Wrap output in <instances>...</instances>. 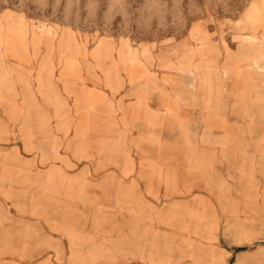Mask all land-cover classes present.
Returning a JSON list of instances; mask_svg holds the SVG:
<instances>
[{
    "label": "rangeland",
    "instance_id": "obj_1",
    "mask_svg": "<svg viewBox=\"0 0 264 264\" xmlns=\"http://www.w3.org/2000/svg\"><path fill=\"white\" fill-rule=\"evenodd\" d=\"M251 2L0 0V264L264 255Z\"/></svg>",
    "mask_w": 264,
    "mask_h": 264
},
{
    "label": "crops",
    "instance_id": "obj_2",
    "mask_svg": "<svg viewBox=\"0 0 264 264\" xmlns=\"http://www.w3.org/2000/svg\"><path fill=\"white\" fill-rule=\"evenodd\" d=\"M244 19L246 22L251 24V29L256 30L258 28H261L264 33V0H252L248 12H246ZM244 213L247 212V208H243L242 210ZM153 246V245H152ZM158 247V246H157ZM166 247L171 249V251L168 254H171V252L174 250L169 245L161 247V253L162 249ZM159 248V247H158ZM229 255L225 257L218 258V260L215 261V264H264V255L263 256H253V257H243V256H230L232 255L231 251H228ZM167 255V254H164ZM132 263V262H130ZM129 263V264H130ZM161 264H202V263H196L193 261L192 258H186L185 260H172L169 263L163 262Z\"/></svg>",
    "mask_w": 264,
    "mask_h": 264
}]
</instances>
